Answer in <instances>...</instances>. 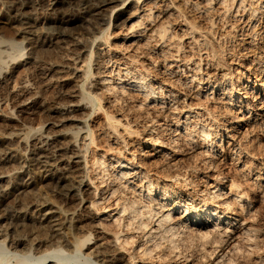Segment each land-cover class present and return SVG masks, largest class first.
<instances>
[{"label":"bare ground","instance_id":"6f19581e","mask_svg":"<svg viewBox=\"0 0 264 264\" xmlns=\"http://www.w3.org/2000/svg\"><path fill=\"white\" fill-rule=\"evenodd\" d=\"M34 1L10 0L11 18L20 22L35 20L36 18L26 11V7L31 6ZM52 1L55 4L58 1L70 0ZM145 1L86 0L85 7L80 8L76 13L71 14L66 11L59 14L60 16L52 17L56 25L61 26L63 30L70 29V26L78 20L87 30L85 36L69 35L72 40L70 58L52 57L54 59L46 61L43 52L49 47L46 45L48 49L44 50V41L41 42L36 37L29 36L30 23H27L29 25L23 23L24 26L20 25L17 29V33L23 34L25 39L24 48L19 47L20 42L0 39V91L12 99L11 110L0 113L2 124L0 143L6 145L0 153V199L9 196L14 198L20 190L22 192L24 185H29L34 179L32 176L33 179L30 177L24 179V175L30 172L28 170L31 167L39 166L38 168H41L43 172L40 171L43 180L54 184L61 182L65 184L74 206L66 215L64 209L42 200L38 205L34 204V208L30 210L19 196L15 215L21 227L22 224H26L24 223L26 219H34L38 223L49 226L52 230L51 235L33 244L29 243L28 239L24 251L17 248L18 245L26 242H23L24 239L21 236L10 240L7 246L4 235L5 237L0 238V264H180L182 260H189L190 250L189 253L185 251L192 246L193 255L199 253L201 260L199 264H220L230 261L227 254L235 250L236 242L240 239L247 244L254 240L252 236L256 233L249 224L253 206L243 181L254 176L255 186L261 188V196L264 195V163L258 162L259 167H257L255 164L258 158L256 153L258 147L256 149L255 145L257 142L252 143V138V141L246 140V134L249 133L247 129L253 122L257 126L250 127L260 130L264 138V48L261 53L255 52L254 48L264 37L261 32L264 28V0H202L203 14H208L217 8L229 14L231 6L234 7L235 12L242 11L247 14L245 19L246 25L249 24V30L245 32L247 41L243 39L245 42L240 50L221 49L222 52L226 51L221 55L218 54L221 50L217 53L213 45H210V38L205 35L207 33L200 34V39L195 36L196 25L186 18L183 19V12L177 5L173 11L172 6L163 8L162 15L159 13L160 17L173 12L177 14V17H181L185 22V28H179L183 32L181 35L188 36L190 43L202 46L206 51L205 57L199 55L196 60L191 59L192 54L179 57L177 52L184 47H182L180 36H177L178 40L174 47L176 54L172 53V58L170 57L173 67L167 72L169 78L173 76V79L168 83L154 77L156 74L150 69L153 61L145 62L139 59L143 57L144 49L151 41L154 47L165 46L168 39L174 35L170 33V36L167 33L169 24L168 28L164 20L157 18L158 13L152 11L156 0H150L154 2L152 6ZM183 1L185 4H191L190 6L194 9L199 8L200 2ZM124 12L129 13L127 20H130V24L126 30L127 33L120 39L129 40L132 46L129 52H121L120 56L117 51L123 50L124 45L123 49H118L117 45L104 47L103 53L105 52L109 65L105 73L97 70L94 71L93 76L89 66V46L106 33L105 30L100 29L99 25L106 22L108 15L112 18L114 13L116 15L114 17L117 18ZM109 32L106 33L107 36ZM4 47L5 49L16 47L19 51L25 49V55L18 60L12 52L4 50ZM216 55L222 56L221 58L227 55L228 59H231L230 62L239 61L237 66L242 63L247 66H239L244 70H237L236 82L240 83L244 73L250 72L249 64L255 65V70L261 74L262 81L255 83L258 78L254 76L253 85H250L248 81L252 82V80L249 78L247 80L245 77L247 82L242 83L243 90H238L240 85L233 81L232 67L226 64L230 62L225 60L220 63ZM209 57L210 61L211 58L214 59L216 67L205 70L208 65L213 64L207 59L204 60ZM202 60H204V69ZM78 62L85 64L77 65ZM40 64H43V67ZM20 66L24 75L16 87L14 85L8 87L9 84L6 85L8 79ZM30 67L33 70H30ZM219 70H221L220 78L211 79L212 74H219ZM68 75L74 78L76 76L78 78L76 81L82 82L91 77L92 89L100 90L102 94H112L110 96L112 103L119 101L122 97L128 98L126 95L129 91L137 93L142 98L131 105L133 110L140 111L143 107H150L151 103L161 104L167 94L168 98L172 97L168 113L170 115L176 113V117L170 119V121L173 120L172 124L163 122V127L159 124L160 127L157 128L162 129L161 131L165 129V131L160 133L156 130L154 123L156 119L152 117L141 125L145 133L148 132L144 140L152 146L151 150H153L150 155L148 154L149 160L143 156L137 157V154L133 152L135 150L128 152L129 141L125 139V136L129 137L135 132L134 124L131 125V121L124 120L122 118L124 115L120 112H117L118 116L106 112L109 129L114 135L112 141L118 144L116 139L119 138L117 137L119 134L121 135V131L125 133V136L119 140L122 143L117 147L114 146L107 155L99 154L96 159L92 158L93 161L91 159L89 162L87 153L90 150V143L93 144L94 141L91 130L85 126L84 119L92 112L95 114L96 109H100L101 105L98 104L96 94L83 92V84L77 82L67 88ZM54 79H59L58 89L52 100L48 102L49 104H46L39 95V91ZM194 81L195 90L188 92ZM199 83H206L205 88ZM164 84L169 86L177 84L187 90L186 92L183 90L182 96L176 95L173 88L166 93L163 91ZM213 87L221 89L220 95L229 98L226 102L228 105H232L235 101L240 109L243 108L245 111L254 107L261 109V113L256 118L248 114L241 122H235L237 128L235 132H238L237 136L241 134L239 138H232L234 135L226 132L225 126V128L220 126L218 121H221L220 118L222 119L225 113L221 117L219 112H217L218 115L215 113L220 117L216 119L213 108L206 106L204 104L206 101L201 102L199 97L203 93L207 100L212 97ZM177 91L179 92V89ZM235 95L238 96L237 100L234 99ZM248 98H252L251 103ZM258 99L261 104L263 102L262 105L256 104ZM38 108L43 113V123L36 127L26 125L25 119ZM198 109L203 111L199 112ZM192 113L194 115H191ZM182 115L184 118L180 120ZM166 118L167 113L163 114L162 119L166 121ZM83 126L85 130L80 136ZM119 128L122 130L119 131ZM220 128H222L221 131H219ZM224 135L227 137L226 144H224ZM255 138L259 139L258 135H255ZM14 143L19 144L24 152L17 153ZM141 150H137L140 152L138 155H142ZM126 151L128 155L125 154ZM230 159L234 162V168H231L230 172L227 170L229 173H225L218 164ZM13 160L16 161L15 165ZM90 173L92 176L89 175V179L86 175ZM33 211L35 213L32 216ZM65 216L69 218L66 219L67 223L65 219L61 220L66 218ZM70 218L72 221L68 222ZM70 224H73L81 233L84 231L85 234L68 237L69 235L67 236L64 232L66 229L64 225L68 227ZM1 232L0 229V235ZM206 256L209 257L210 262Z\"/></svg>","mask_w":264,"mask_h":264},{"label":"rangeland","instance_id":"374dc122","mask_svg":"<svg viewBox=\"0 0 264 264\" xmlns=\"http://www.w3.org/2000/svg\"><path fill=\"white\" fill-rule=\"evenodd\" d=\"M193 1H194V3L200 2L201 5L199 4V8H198V9H200V11L198 9L192 8L190 6L191 4L189 5V3L185 4L183 0H156L155 4H154L153 1L146 0L145 3H147V4L151 3L150 6H152L154 4L153 7H152V11L154 13H158V15H159V13H160V15H162L161 13H162L163 8H165V7L171 8V6H172L171 10L173 11L174 8L177 5L178 9H180V11L183 12V19L186 18L190 22H192L193 24L196 25L197 30H196L195 36L199 38V37H201V36H199L200 34L202 35L204 33H207L205 35L207 36V38H210L209 39L210 40V45H213V47H214V49L216 50L217 53H218V50L220 52L221 49L225 50L227 48H232L233 50L234 49L235 50H240L243 47L242 46L243 43L245 41H247L246 40V33L249 30L248 29V25L249 24L246 25L247 20H245L247 18V14L246 13H244L242 11L235 12L234 7L232 8V6H231L229 14H225V12H223V10H219L218 8L212 10L208 14H203L201 12V9H204L203 1L202 0H192L191 2H193ZM252 1H254V0H252ZM52 2H53L52 0H35L34 3L31 5L32 7L31 6L26 7V11H27V13L30 16H33L36 19L35 20H33V19L31 20L30 19L27 22H24V21L20 22L18 20H13L11 18L12 13L9 10L10 9V3H11L10 0H0V39L1 40L12 39L16 43L20 42L21 45L19 43V47L20 48H24L25 39L22 36L23 34H18L17 33V29L20 27V25L22 26L23 23H24V25H26L27 23H30V25L27 24V25H29V32H28L29 36L36 37V39L41 41V42L44 41V45H45L44 50H46L45 48L49 47V49L47 48L48 50L43 52V55H45L44 57L46 58V61L49 60V59L50 60L54 59L52 57H55V58H62V57L70 58V56H71V53H70L71 52V48H70L71 45L70 44H71V41H72L70 36L74 35V34L75 35H79V36H85L87 30L85 29V26L81 22H79V20L76 21L75 23H73V25L70 26V29L63 30L61 26H59L58 24L56 25V23L53 21L52 17L58 16L59 14L61 15L63 12H66V11H67V13H71V14L76 13L77 11H79L80 8H84L85 7L84 5L86 4V0H70V1H62V2L58 1L55 4H53ZM50 7H51V9H50ZM68 11H70V12H68ZM128 14L129 13H127V12L125 13L124 12V14L122 16L115 18L114 16H116V15L113 13L112 14L113 17L111 16L112 18H109L110 16L108 15L106 22L103 23V24L101 23L99 25L100 29L105 30L106 33L109 32V31L112 32V33L110 34V32H109L108 36H107L106 33H104L102 35V37L97 39L93 44H91L89 46V49H90L89 66H90V69H91V74L93 76H94V71H97V70L105 73L106 72L105 71L106 67H108V65H109V63L107 62V57L105 55V52L103 53L104 47H107V45H109V46H112V45L116 46L117 45L118 49H121L122 46L124 45L123 47H125V48L124 49L122 48L123 50H118L117 54H119V56H120L121 52H124V51L125 52H129V48L132 46L129 43V40L128 41L127 40H123L122 41V39H120L123 34L127 33L126 30L128 29V25L130 24V20L129 21L127 20ZM160 15L157 18L159 20H164V24L166 26H168V24L170 26V28L168 26L169 30H167V33L170 36H171V34H174V35H172L171 38L168 39L167 45H165V46H159V47L156 46V47H154V45H152L153 42L151 41L149 46L144 49L145 53H143V57H139V59L140 60H144L145 62H147V61L149 62V60L153 61L154 62L153 65L150 64V66H151L150 69H151L152 73L156 74L154 77L158 78V80H161V81H164V82L168 83L169 80L171 81V79H173V76H171V78H169L170 76H169V74L167 72H168L169 69H171L173 67L172 66L173 62L171 61V58H172L171 54L172 53L176 54L175 53L176 51H174V49H175L174 47H175V42L178 40L177 36H180L181 43L183 44L182 47H184L183 50L181 49L182 52L180 50H179V52H177V54L180 55L179 57H182V55L183 56H185V55L186 56H190L192 54L191 59L196 60L199 57V55H201L202 57L203 56L205 57V54H206L205 52L206 51H205L204 48H202V46L200 47V46H196L193 43H190V40H189L188 36L181 35L183 32L179 28L180 27L182 29L185 28V25H184L185 22H184V20L181 19V17H177V14H175L174 12L172 14H170V15L163 14L162 17H160ZM237 18H239V19H237ZM211 22H213V23L211 24ZM172 31H173V33H172ZM261 32H262V34L264 36V28L261 29ZM101 38H102L103 41L101 40ZM98 40H99V42H98ZM124 42H125V44H124ZM51 43H52V45H51ZM98 43H99V45H98ZM263 43H264V37L260 41L257 42L256 46H254L255 52L261 53V51H263V48H264V44ZM3 44L5 45L6 43L4 42ZM95 44H97V45H95ZM126 44L128 45L127 47H126ZM46 45H47V47H46ZM49 45H51V46H49ZM51 48H53V49H51ZM3 49L6 50L7 52H12V54H14V56L18 60L23 58V56L25 55V49H23L21 51H19L18 48H16V47L11 48V49L9 47H7L5 49V47H4ZM162 49L164 50L165 53L162 52L163 51ZM99 50H100V52H99ZM168 50H170V51H168ZM47 51H49L48 52L49 55H48ZM222 51L223 50H221V53H218V54L221 55V54L226 52V51L225 52H222ZM67 54H69V55H67ZM219 55H216V56L221 58L222 56H219ZM67 56H69V57H67ZM150 56H151V58H150ZM218 57H216V59H218L220 63H222L225 60H227V62L231 61V59H228L227 55H224L223 58H221V59L218 58ZM206 59L210 61V57H209V59L208 58H204V60H206ZM204 60L201 61V64L203 65V69L205 67L204 66ZM235 61H236V63H235ZM235 61L233 60L229 64L226 63L227 66H231L233 68V69L231 68L232 75H234V78H233L234 80L233 81H235L236 78H237V70L238 69L239 70H244V69H241L239 66H241V67L245 66L244 63H242L241 65L237 66V61L238 60H235ZM210 62L211 63L213 62V64L211 65ZM210 62L209 63H210L211 66L208 65L209 68L207 67V68H205V70H211L212 67H216V64H214V59L211 58ZM41 63H44V62H41ZM168 63H170V64L168 65ZM81 64L84 66L85 63H82V62L81 63H79V62L77 63V65H81ZM42 65H41V67H43ZM73 65H75V64H73ZM245 67H247V66H245ZM249 67L251 69L250 72H248V73L245 72L244 73V76L241 79L240 83L235 81V84H239L240 85V86H238V90H240V91L243 90L242 89L243 88L242 85L247 82L248 78H249V80H252V82L248 81L250 83V85H253L252 83H253L254 76L257 77L258 79L260 78L259 79L260 81L257 79V80H255V83H260L262 81L261 74L255 70V65L249 64ZM21 68H22L21 66L18 67L17 72L15 71L12 74V76L10 77V79H8L9 83L7 82V84H6V85L9 84L8 87L9 86H13V85H14V87H16L18 85L22 75H24V72L21 71ZM81 68L82 67H80V69ZM29 69L33 70L32 67H30ZM252 69L254 71H252ZM185 70H187V69H185ZM221 70H219V72H218L219 74H216V75L212 74L211 79H213V78L219 79L220 78L219 75L221 73ZM190 73L191 72H189V74ZM251 73H254V74L252 75ZM96 74H99V73H96ZM203 76L205 77V75H203ZM245 77L247 78V80H246ZM67 78L69 79L68 84H67V88H70L71 86H73V84H75L77 82H78V84L81 83V84H83V86H82L83 92H86V93L87 92H91V93L96 94L97 97H98V104L101 105L100 109H96V111L94 110L95 114H94V112H92L89 115H87L85 117V119H84L85 126H86V128H89L91 130V137L93 138V141H94L93 144L90 143V146H89L90 150L87 153V155L89 157L87 159H89V162H90V160L92 158L96 159V157L99 156V154H104V156L107 155V153L110 152L111 149H113L114 146L117 147V146H119L122 143L119 140H122L123 139L122 137L125 136L124 135L125 133L123 131H121L123 134L120 132L121 135L119 134V136H117L119 138H117L116 141L118 142L119 145L115 144L112 141V140H114V137H113L114 135L111 132V130L109 129L110 127L108 126V122H107V119H106V112L109 113V114L111 113V114H113L115 116H118L117 112L118 113L120 112V114L124 115V117H122V118H124V120L131 121V125L134 124L133 128H135L134 129L135 132L132 133V135H130L129 137L125 136V139L127 141H129L128 145H127L128 152H131V151L135 150L133 152H134V154H137V157L143 156L144 158H148V160H149L148 154L150 155L153 152V150H151L152 146L150 144L146 143V141L144 140L145 139L144 136L148 132L145 133L144 129L142 128L143 126L141 127V125L143 124V122H146V120L148 121L150 119V117H152V118L156 119L154 121L155 126H156V130H158L160 133L165 131L164 128H163L164 129L163 131H161L162 129H160V128L157 129V128H158L159 124H161V126L163 127V125H164V124L162 125L163 122H168V124H172L173 120L170 121V119H173L174 116L176 117V113L171 114V115L168 113L169 112L168 109L170 108V103H172V101H170V99L172 97L168 98L167 97L168 94H167L166 97H164L162 99L163 102H161V104H159V102L158 103L156 102L157 104L151 103L149 105L150 107H145V108L143 107L144 110L143 109H140V111L139 110H133L131 108L132 107L131 105L133 103H135V101H137V100L140 101L141 98H142L140 95H137V93H135V92L129 91L128 94H130V92H131V94L130 95H128V94L126 95V97H128V98L122 97L121 99H119V101L112 103L111 102V97H110V96H112V94H108V93L107 94H102L100 90H96V89L93 90L92 89L91 81H90L91 77H89L88 79H86L83 82L82 81H76L78 79V78H76V76L74 78V76L68 75ZM87 83H89V84H87ZM195 84H196L195 81L192 82L191 89L190 90L188 89V92L189 91L191 92L192 90H195V87H196V86L194 87ZM199 84L202 85L203 88H205V86H206V83H199ZM211 84H213V83H211ZM58 85H59V79H57V80L54 79L49 84H47L46 87L43 86L41 88V90L39 91V95L44 100V103L49 104L48 102H50L52 100V98L54 97V95L56 93V90L58 89ZM173 86L177 87V88L174 89ZM209 86H211V85H209ZM172 88H173V91H175L174 93L176 95H179V96L180 95L182 96L184 91L186 92V90H187V88L182 89L177 84H176V86L172 85V84L170 86L164 84V86H163L164 90L163 91L167 93V91L169 89L172 90ZM177 89H179V92L177 91ZM213 89H214V91H213V94L211 95L212 97L208 98V100H207V97L205 99L204 93L202 95H200L199 98L202 100L201 102L206 101V103L204 102V104L206 106L210 107L211 109L212 108L214 109L216 107L214 110L212 109V111H214L213 115H215V116H217L218 114H221L220 115V117H221L222 114L225 113V115L223 114V116H222L223 120L219 116H217L216 119L220 118L221 121H218L221 124L220 126L222 128L225 126L226 127V129H225L226 132H230V134L234 135V137L231 135L232 138H237V137L239 138V136L241 134L239 136H237L238 132H235V130L237 129L236 126H235L236 125L235 122L236 121L241 122L246 116H248V114L250 115V117L253 116V118L254 117L256 118L258 116V114L261 113V109L254 107V108H251L250 110H248L249 111L248 112V111H245L243 108L240 109V107L238 106V104L235 103V101L233 102L234 104L232 103V105H228L226 102H227V100L229 98L224 96V95H222V94H221L222 96L220 95L221 89L218 90L215 87H213L212 90ZM181 90L182 91L184 90V91L182 92ZM209 91H211V87L208 90V93H209ZM217 91L219 92V94H218ZM99 93H101V94H99ZM4 94H5L4 92L2 93L0 91V113H6V111L8 112L9 110H11L10 106L12 105V103H11L12 99L9 98L8 96L4 95ZM99 95H101V96H99ZM209 96H210V93H209ZM234 97H235L234 99L237 100L238 96L235 95ZM224 100H226V101H224ZM248 101L251 103L252 98L251 99L248 98ZM256 104L257 105H262L263 102L261 104L260 100L258 99L256 101ZM162 105H163V107H162ZM198 111L202 112L203 110L198 109ZM217 112H219V113L217 114ZM165 113H167L166 121H164L162 119L163 114H165ZM191 115H194V113H192ZM235 115H236L237 118L235 117ZM30 116H29L30 118L28 117L29 119L28 118L25 119L26 120L25 121L26 125H30V126L34 125L33 127H36V126L40 125L41 123H43V118L44 117H43V113H41V109L40 108L35 109L33 114L30 115ZM183 118H184V115H182V117H180V120L183 119ZM251 125L257 126L254 122ZM251 125H249V129H247L249 133H247V134L243 133V134H246V137H247V138L245 137L246 140H251V138H252V140H253V141L251 140L252 143L257 142V144L255 143L256 149L258 147V151L260 153L256 150L258 158L256 159L255 164L257 165V167H259V163L258 162H263L264 163V155H262V154H264V138L261 136L260 130L252 129L253 127L251 128L250 127ZM85 126H83L84 128L81 129L80 136H81V134L83 135V132L85 130ZM0 127H2L1 122H0ZM222 128H220L219 131H221ZM120 130H122V129L119 128V131ZM233 132H234V134H233ZM224 133H225V131H224ZM93 134H94V136H93ZM255 135H258L259 139L255 138ZM141 138H143V139H141ZM223 138L225 140L224 144H226L227 137H225V135H224ZM228 142H231V140H228ZM3 144L4 143H0V153H2L4 148L6 147V145H3ZM13 145H14V149H15V151L17 153L24 152V149L21 146H19V144L14 143ZM91 145H92V147H91ZM95 149H96V151H95ZM139 149H142L141 150L142 155H138L140 153V152H138ZM125 154H127V151L125 152ZM87 155H86V157H87ZM93 159L91 161H93ZM150 160H152V159H150ZM15 162L16 161H14L13 165L16 164ZM218 165H220V167L222 168V170L225 173H229L232 170L231 168H234V166H233L234 162L231 159L228 160V161L219 163ZM38 167H35V168L31 167L30 168L31 170L30 169L28 170L30 172H27L28 174L26 173V175H24V179L26 177H30L31 179L34 178L33 179L34 183L32 182L29 185L28 184L24 185V187H23V182H22V187H23L22 189H24L26 191L22 190V192H23L22 193L21 190H20L19 191L20 193L18 192V194L14 198H13V196H11V197L9 196V197H6L4 199H0V229L2 231L1 232L2 234L0 235V238H3V236L5 235L6 237L4 236L5 237L4 238V242L8 246L7 243H9L10 240L16 239L17 237L21 236L24 239L23 242H25V241L26 242L23 243L24 246H23V244L22 245H18L17 248L22 250V251H24L26 249L25 245L28 242L33 244V243L38 242V240L40 241L41 239L43 240V239L49 237L51 235L50 232L52 230H51V228L49 226L45 225L44 223L43 224L42 223H38L34 219H28V220L26 219L24 221V223H26V224L25 225L22 224L23 226L21 227V224L17 221V217L15 215L16 211H17L16 209H18L17 206L19 204V202H17V201H19L20 197L22 198L20 200H22V201L24 200L23 203H25L30 208V210H32L34 208V206H33L34 204L38 205L40 203V201H42V200H44V201L46 200V202L48 201V203H53V204L57 205L58 207L64 209L66 215H67L68 212L72 211L71 209L74 207L72 201L69 198L70 194H69V192L66 191L65 184L62 183V182L58 183V184L50 183L48 181L46 182L45 180H43V178H41L43 172L41 171V168H38ZM227 170L229 172H227ZM29 173H30V176H29ZM89 175L92 176L91 173H90V174L86 175V177L90 179ZM249 178L250 177H248V180L243 181L244 182L243 186H245V189L248 190V194H249L252 206H253V211L251 213V216L249 217V219H250L249 220V224H250V226H252V230L254 229L253 231L256 234H254L255 237H254V235L252 236V239L254 238V240H251V242L253 241L252 242L253 244H251V242H250V244H247V242L243 241V239H242V241H240L241 240L240 239L238 242H236L237 245H236L235 250L230 251L229 252L230 254H227V258L230 257L229 258L230 261L227 262V263L225 262L226 264H264V195L261 196L262 195V192H260L261 188H257L255 186V184L253 182L254 176L251 179H249ZM247 181H248V183H247ZM250 184L253 185V186H251ZM247 185H249L250 187L247 186ZM251 187L253 188V190H252ZM24 192H25V194H24ZM26 197H28V198H26ZM30 197H31V199H30ZM28 202H29V204H27ZM68 209H70V210H68ZM34 213H35V211H33L31 213V215L33 216ZM61 216H64V214H61ZM65 217L66 218H63L61 220L65 219L64 221L66 222V219H69V218L67 216H65ZM69 221H72V219L70 218V220H68V222ZM65 226L66 225H64V228H66V229H64V232L66 233L67 236L69 235L68 237L76 236L78 234L80 236H83V234H85V233H83L84 231L82 232L83 233L82 234L81 231H78L79 229L76 230L75 226L73 224L72 225L70 224L68 227L67 226L65 227ZM22 235H24V236H22ZM34 236H36V237L34 238ZM31 237H33V238H31ZM28 239H29V241H28ZM32 239H33V241H32ZM192 247H190L189 249L186 248L187 250L185 251L186 253L190 252L189 256L191 255L190 256L191 258L188 257V259H189L188 261L182 260L180 264H199V263H201V260L199 259V255H198L199 253L198 254L196 253V255L198 257L196 255H193L194 251L191 250V249H193ZM192 251H193V253H192ZM206 259H208V262H210L208 256H206ZM206 259H205V262L207 261ZM197 260L199 262H197ZM225 263H220V264H225Z\"/></svg>","mask_w":264,"mask_h":264}]
</instances>
